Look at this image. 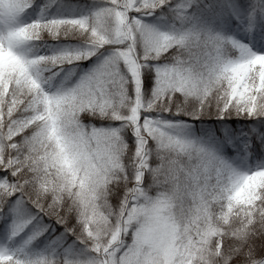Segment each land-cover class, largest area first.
Returning <instances> with one entry per match:
<instances>
[{"label":"snow or ice","instance_id":"1","mask_svg":"<svg viewBox=\"0 0 264 264\" xmlns=\"http://www.w3.org/2000/svg\"><path fill=\"white\" fill-rule=\"evenodd\" d=\"M0 264H264V0H0Z\"/></svg>","mask_w":264,"mask_h":264}]
</instances>
